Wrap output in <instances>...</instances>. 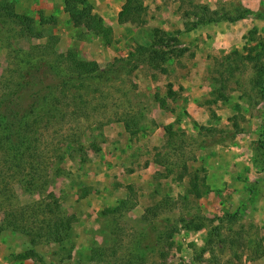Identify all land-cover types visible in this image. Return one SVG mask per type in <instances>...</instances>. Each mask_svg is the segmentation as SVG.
<instances>
[{"label": "rangeland", "instance_id": "374dc122", "mask_svg": "<svg viewBox=\"0 0 264 264\" xmlns=\"http://www.w3.org/2000/svg\"><path fill=\"white\" fill-rule=\"evenodd\" d=\"M7 1L34 20L36 34L20 35V26L0 16V79L14 49L32 46L73 51L106 68L139 46L156 49L162 36L157 49L166 60L146 58L111 81L77 89L76 96L67 91L68 101L82 96L79 119L65 121L49 138L42 166L71 233L60 243H33L1 231L0 264H89L94 245H113L120 256L137 227L150 232L167 221L178 231L160 245L148 243L154 249L149 264H264L255 249L264 237V90L255 86L257 62L248 58L262 51L264 0H141L144 23L118 20L124 0H87L112 29L108 44L75 27L62 0ZM205 7L215 22L183 32L209 16ZM177 32L176 41L165 43ZM123 200L116 218L104 213ZM226 214L236 221L224 235L241 230L243 244L199 260L212 227L208 219Z\"/></svg>", "mask_w": 264, "mask_h": 264}, {"label": "trees", "instance_id": "16d2710c", "mask_svg": "<svg viewBox=\"0 0 264 264\" xmlns=\"http://www.w3.org/2000/svg\"><path fill=\"white\" fill-rule=\"evenodd\" d=\"M62 2L64 11L75 27L84 28L106 44L111 42L112 29L94 12L87 0ZM144 9L141 0H124L118 20L121 23H144ZM202 11L209 16L200 17L194 23H187L183 32H190L200 25L215 22L208 8L205 7ZM0 16L12 19L20 26V35L36 34L34 20L15 13L12 3L7 0H0ZM43 20L41 17V23L46 22ZM159 33L156 29V38ZM178 34L179 32L175 36H167L165 43L176 41ZM156 40V49L139 46L125 61H117L106 68H100L96 62L78 57L73 51L59 54L53 48L45 46H32L27 50L14 49L13 56L7 60V72L0 79V211L3 210L0 232L11 229L27 236L33 243H60L70 235L69 224H64L57 199L48 191L49 180L42 166L49 145L51 146L49 138L57 134L65 121L79 119L76 103L79 104L77 99L82 100V96L68 101L67 91L73 89L71 94L76 96L77 89L88 90L111 81L125 70L132 71L146 58H161L160 60L165 61L164 53L157 49L163 45V37L160 36ZM259 46L262 51L257 53L256 57L249 55L248 58L257 62L254 66V84L264 90V63H260L264 56V39ZM253 50H257V47L248 52ZM219 97L224 98V95L219 93ZM156 100L162 109L167 108L164 99L157 96ZM125 126L128 130L131 129L128 122H125ZM194 191L198 197L200 194L195 187ZM21 196L30 200L21 203ZM13 201L18 205L15 206ZM126 204L127 201L123 200L117 207L106 209L104 213L116 218L115 216L125 209ZM198 218L195 217L190 223L183 220V227H188ZM235 219L234 215L229 214L208 219L212 222V227L200 249L199 260L205 253H209L212 260L222 254L225 250L222 248L232 250L235 245L243 244L245 238L241 230L229 229L224 235V227L231 224L233 227ZM200 227L201 225H196L194 228L197 230ZM137 228L140 232H132L124 241V249L120 248L123 254L117 256L119 249L113 245L97 244L89 251L88 263L149 264L150 254H153L154 249H150L148 243L153 240L154 245H160L178 231L177 225L169 221L150 232L141 225ZM263 243L264 237H261L255 244V249L260 250L259 256L264 255ZM144 244L146 245L143 246Z\"/></svg>", "mask_w": 264, "mask_h": 264}]
</instances>
